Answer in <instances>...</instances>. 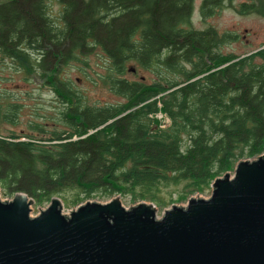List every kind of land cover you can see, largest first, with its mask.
Returning a JSON list of instances; mask_svg holds the SVG:
<instances>
[{
  "label": "trees",
  "instance_id": "16d2710c",
  "mask_svg": "<svg viewBox=\"0 0 264 264\" xmlns=\"http://www.w3.org/2000/svg\"><path fill=\"white\" fill-rule=\"evenodd\" d=\"M227 3L206 0L204 16ZM193 8V0H0L2 60L51 88L66 127L0 133L3 195L43 205L59 197L74 207L119 195L156 202L162 188L185 182L183 201L263 155L264 47L223 54L232 36L193 28ZM240 8L264 16L261 0ZM97 49L108 57L102 83L125 99L120 104L92 105L61 77L73 61L90 67ZM135 66L172 77L130 81L124 76ZM4 101L0 122L12 123L19 105ZM159 112L170 119L166 127Z\"/></svg>",
  "mask_w": 264,
  "mask_h": 264
},
{
  "label": "water",
  "instance_id": "95a60500",
  "mask_svg": "<svg viewBox=\"0 0 264 264\" xmlns=\"http://www.w3.org/2000/svg\"><path fill=\"white\" fill-rule=\"evenodd\" d=\"M33 203L23 193L4 201L0 187V264H264V154L160 217L120 195L68 215L57 197L37 216Z\"/></svg>",
  "mask_w": 264,
  "mask_h": 264
},
{
  "label": "rangeland",
  "instance_id": "374dc122",
  "mask_svg": "<svg viewBox=\"0 0 264 264\" xmlns=\"http://www.w3.org/2000/svg\"><path fill=\"white\" fill-rule=\"evenodd\" d=\"M201 0H195V9L192 19V26L197 30H206L214 28L219 34H229L232 36L226 43L221 45L220 52L223 54L244 55L264 47V16L256 12H242L241 5L245 3L258 2V0H233V4H227L224 8L215 11L211 16L205 19L201 18L199 10V3ZM264 2V0H261ZM60 6L54 5L53 13L57 15ZM99 55L98 57L96 55ZM90 67H87L81 62L73 61L65 70L61 72L63 79H70L75 82L76 88L79 89L88 100V103L97 106L117 105L125 101L121 96L112 92L108 85L102 83V76L106 74L105 65L108 60L106 53L97 49L90 55ZM17 63L13 64L9 60H2L0 56V101L3 105V110L8 106L4 103L5 98L18 104L15 121H1L0 133L2 135H9L10 133L32 134L35 131L30 128V124L39 123L45 126L48 130L66 129L64 125L57 122L59 120V111L61 110V103L54 95L50 87L42 86V80H33L27 74L19 72L15 67ZM18 66V65H17ZM133 67L131 63L129 67ZM137 68V66H135ZM134 69V68H130ZM88 75L87 77L84 74ZM101 74V75H99ZM167 74L172 77V74L159 71H146L137 68L135 72L128 71L124 76L130 81H143L147 84L161 82L163 75ZM235 168L229 171L231 175ZM223 177V176H222ZM185 182L178 186H170L162 188V192L158 194V201H145L153 204L157 212V216H162L163 212L173 205L186 206L188 200L192 197L208 198L212 193V185L203 193H195L187 198V200L180 201L178 196L184 192ZM72 196V194H69ZM1 196L4 201H11L13 196L3 195L1 189ZM118 197L114 196L113 198ZM31 198V197H30ZM59 198V197H57ZM111 198V199H113ZM63 205V214L68 215L70 211L75 210L78 206H66L61 198H59ZM111 199H91L87 201H94L99 203H107ZM85 201L82 204H85ZM121 202L125 208H132L141 201L134 203L130 197L122 198ZM50 204V203H49ZM33 203L31 206V214L37 216L42 210L49 205ZM81 204V205H82ZM40 211V212H39Z\"/></svg>",
  "mask_w": 264,
  "mask_h": 264
},
{
  "label": "built area",
  "instance_id": "2783aa9c",
  "mask_svg": "<svg viewBox=\"0 0 264 264\" xmlns=\"http://www.w3.org/2000/svg\"><path fill=\"white\" fill-rule=\"evenodd\" d=\"M156 117L161 121V127H166L170 124V119L162 112H159Z\"/></svg>",
  "mask_w": 264,
  "mask_h": 264
},
{
  "label": "flooded vegetation",
  "instance_id": "af4514ba",
  "mask_svg": "<svg viewBox=\"0 0 264 264\" xmlns=\"http://www.w3.org/2000/svg\"><path fill=\"white\" fill-rule=\"evenodd\" d=\"M205 3H206V0H201V2L199 3V10H200L201 18H202V19L207 18V17H205L204 14H203V7H204ZM252 3H253V2H252ZM256 3H257V2H256ZM227 4H228V3H227ZM227 4H226V5H227ZM245 4H251V3H245ZM262 4L264 5V2H262ZM193 6H194V8H193L192 19H193L194 9H195V0H193ZM149 71H150V70H149Z\"/></svg>",
  "mask_w": 264,
  "mask_h": 264
}]
</instances>
